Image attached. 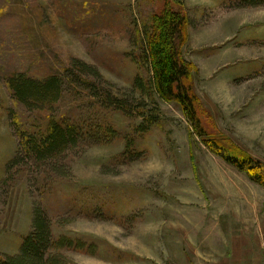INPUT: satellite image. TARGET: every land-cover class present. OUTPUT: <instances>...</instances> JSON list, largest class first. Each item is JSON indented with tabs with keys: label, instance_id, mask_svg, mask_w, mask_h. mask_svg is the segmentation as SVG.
<instances>
[{
	"label": "rangeland",
	"instance_id": "374dc122",
	"mask_svg": "<svg viewBox=\"0 0 264 264\" xmlns=\"http://www.w3.org/2000/svg\"><path fill=\"white\" fill-rule=\"evenodd\" d=\"M167 7L185 17L180 53L207 124L264 164V0H0V256L18 253L40 207L55 238L84 245L63 252L67 264H264V188L211 153L174 102L155 99L160 121L146 134L137 116L93 111L118 136L64 154L65 177L22 155L13 164L19 133L78 117L86 93L71 86L52 109L28 111L7 79L57 75L66 87L79 60L129 94L149 77L143 34Z\"/></svg>",
	"mask_w": 264,
	"mask_h": 264
},
{
	"label": "trees",
	"instance_id": "16d2710c",
	"mask_svg": "<svg viewBox=\"0 0 264 264\" xmlns=\"http://www.w3.org/2000/svg\"><path fill=\"white\" fill-rule=\"evenodd\" d=\"M185 42L186 20L181 12L167 7L155 14L144 31L141 44L140 58L147 66L149 77L145 80L135 77L129 94L109 90L107 87L110 85L99 71L79 60H72L71 65L64 70V77L68 80L66 87L64 80L57 75L37 80L18 73L8 78L6 83L13 99L28 111L52 109L64 90L71 86L86 93V100L82 103L84 108L78 117L61 120L49 118L44 131L19 133L22 150L13 164H17L22 155L33 165L65 177L63 169L59 167L64 154L87 144L105 145L118 136L109 123H104V119L98 123L94 121L95 110L114 111L126 117L137 116L141 122L136 132L146 134L160 121V111L155 100L159 98L181 107L195 134L211 153L246 173L251 181L264 188V164L254 160L207 124V118L193 90L192 67L180 53ZM147 102L153 107L154 113L144 109ZM132 146V140L126 141V152L132 151ZM132 154L135 155L129 157L132 160L140 156L139 153ZM51 229L50 220L42 208L36 207L31 233L23 239L16 255L0 256V264H67L64 251L84 248L83 243L66 236L55 238Z\"/></svg>",
	"mask_w": 264,
	"mask_h": 264
}]
</instances>
